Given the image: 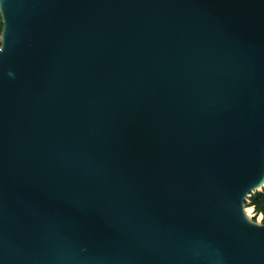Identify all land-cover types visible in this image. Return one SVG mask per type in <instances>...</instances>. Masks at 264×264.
I'll return each mask as SVG.
<instances>
[{
	"label": "water",
	"instance_id": "obj_1",
	"mask_svg": "<svg viewBox=\"0 0 264 264\" xmlns=\"http://www.w3.org/2000/svg\"><path fill=\"white\" fill-rule=\"evenodd\" d=\"M0 16V264H264V0Z\"/></svg>",
	"mask_w": 264,
	"mask_h": 264
},
{
	"label": "trees",
	"instance_id": "obj_2",
	"mask_svg": "<svg viewBox=\"0 0 264 264\" xmlns=\"http://www.w3.org/2000/svg\"><path fill=\"white\" fill-rule=\"evenodd\" d=\"M2 29H3L2 19H0V36L2 33ZM249 200H250V202L248 204L249 208L247 209L249 214L252 213V210H253L252 208H254L255 213L257 215L263 216V223H264V192L263 193H256V194L252 195Z\"/></svg>",
	"mask_w": 264,
	"mask_h": 264
},
{
	"label": "rangeland",
	"instance_id": "obj_3",
	"mask_svg": "<svg viewBox=\"0 0 264 264\" xmlns=\"http://www.w3.org/2000/svg\"><path fill=\"white\" fill-rule=\"evenodd\" d=\"M250 200H248L247 204H249ZM248 205H247V209H248ZM251 208V207H250ZM246 209V211L248 212V210ZM253 209V208H252ZM249 215L250 218H253L255 219L257 222H260L262 223L263 222V216L262 215H257L255 212H254V209L252 210V213L249 214V212L247 213Z\"/></svg>",
	"mask_w": 264,
	"mask_h": 264
},
{
	"label": "snow or ice",
	"instance_id": "obj_4",
	"mask_svg": "<svg viewBox=\"0 0 264 264\" xmlns=\"http://www.w3.org/2000/svg\"><path fill=\"white\" fill-rule=\"evenodd\" d=\"M0 19H2V16H0Z\"/></svg>",
	"mask_w": 264,
	"mask_h": 264
},
{
	"label": "bare ground",
	"instance_id": "obj_5",
	"mask_svg": "<svg viewBox=\"0 0 264 264\" xmlns=\"http://www.w3.org/2000/svg\"><path fill=\"white\" fill-rule=\"evenodd\" d=\"M248 213V212H247Z\"/></svg>",
	"mask_w": 264,
	"mask_h": 264
}]
</instances>
